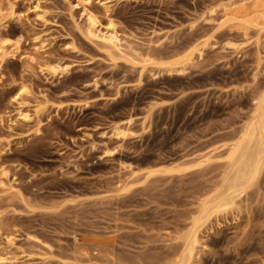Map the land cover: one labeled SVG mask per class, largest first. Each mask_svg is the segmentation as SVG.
<instances>
[{"label":"rangeland","instance_id":"obj_1","mask_svg":"<svg viewBox=\"0 0 264 264\" xmlns=\"http://www.w3.org/2000/svg\"><path fill=\"white\" fill-rule=\"evenodd\" d=\"M247 1L0 0V33L20 37L0 60V264L180 252L264 85L263 24L225 15ZM258 176L201 225L191 264H264Z\"/></svg>","mask_w":264,"mask_h":264},{"label":"bare ground","instance_id":"obj_2","mask_svg":"<svg viewBox=\"0 0 264 264\" xmlns=\"http://www.w3.org/2000/svg\"><path fill=\"white\" fill-rule=\"evenodd\" d=\"M247 2L243 3L244 6L246 4L248 5L247 10L244 9V12L242 11L241 13L230 8L226 10L225 15L228 18L244 22L242 24L243 26L251 24L250 22L260 23L264 26V0H251V2L248 0ZM2 4L0 2V18L5 17L4 11L6 9ZM88 21L89 24H94L95 17L93 14L88 15ZM244 27L246 28V26ZM89 32H92L91 29ZM5 35V33H0V60L2 55L5 56L6 51H9V47H14V49L15 47L18 48L20 43V37L11 40ZM103 39L109 45L111 44L110 46L114 44L113 35L103 37ZM191 59L192 53H189L185 55L183 60L177 62L179 64H185L187 62L186 64H188ZM45 68L49 73L55 74L63 67L58 63L47 61ZM258 95H256L258 97L256 98V114L253 117L254 119L246 125L244 132L231 148L228 167L224 176L221 178L222 181L220 180V186L212 191L209 190V193L206 194L207 196L205 195L204 198H201L199 213L192 218L191 227L182 236V249L166 264H191L198 252V245L201 244L198 234L201 225L209 218L212 212L224 211L237 205V198L241 196V193L255 184L257 178H259L258 175L262 169V165H264V85L262 92ZM117 133H123L121 126H117ZM9 240L12 241L13 238H9Z\"/></svg>","mask_w":264,"mask_h":264}]
</instances>
